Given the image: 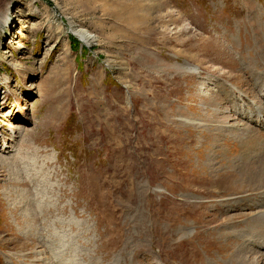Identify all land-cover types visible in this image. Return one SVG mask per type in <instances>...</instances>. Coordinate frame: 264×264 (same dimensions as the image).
I'll list each match as a JSON object with an SVG mask.
<instances>
[{
    "label": "rangeland",
    "instance_id": "1",
    "mask_svg": "<svg viewBox=\"0 0 264 264\" xmlns=\"http://www.w3.org/2000/svg\"><path fill=\"white\" fill-rule=\"evenodd\" d=\"M9 10L0 264L234 263L264 189L212 101L264 106V0H0Z\"/></svg>",
    "mask_w": 264,
    "mask_h": 264
},
{
    "label": "bare ground",
    "instance_id": "2",
    "mask_svg": "<svg viewBox=\"0 0 264 264\" xmlns=\"http://www.w3.org/2000/svg\"><path fill=\"white\" fill-rule=\"evenodd\" d=\"M10 14L11 12L9 10V13L7 11V12H4L2 15H0V29L1 28L3 29L11 25ZM77 35L79 34L77 33ZM79 36L82 39H84L85 43L87 42L86 41L87 37L85 35H79ZM180 69H183L184 71H186V73L197 72L196 67H193L187 64L183 67H180ZM261 90L262 91L259 90L261 92V97L264 98L263 89ZM219 99L217 101L213 100L212 103L214 104V107H213L214 111H216V113L219 114V117H220L219 120L221 121V118L223 120L224 119L226 120L223 128L226 129V131L227 129H229L230 131L228 132L230 133H238L239 135H242V137H240L241 139L238 137L239 141H241L240 143L242 145L243 151L241 152L240 159H239L241 161V165H238L237 167L241 168V173L247 176L248 180L251 179L250 182L253 184V186H256L255 188H259V190H263L264 189V143H263L264 142L263 141L264 140V106L258 105L256 101L255 102L251 101V105L249 109L247 111L243 110V112L241 113L242 115H239L237 113L232 114L230 113L231 112L230 108H227L225 106L226 107L225 109L221 104V100ZM261 101L263 100L259 99V102ZM203 109H204V106H203ZM244 115H248L250 118L255 120V123H254L255 127H253L251 131L249 130L250 132H248V130L246 131V125L241 120V118H243ZM180 121L182 123L192 124L194 126H202V125L204 126L205 124V122L201 123L200 121H195L189 117L182 118L180 119ZM231 121L235 123L232 124ZM218 123L219 122H217V124ZM256 131L257 133H260L258 135L257 134L255 135L257 136V138L251 136V133L253 134ZM6 148H9V147L7 146ZM256 151L258 152L254 154L253 152H256ZM248 159L254 162L252 163ZM248 185H251V184H248ZM241 188H243V185L241 186ZM247 226H249V228L246 230L247 233L250 232L252 234L251 235L252 237L250 238L251 243L248 242L250 246L248 247L244 244L242 245V248H240L241 247L240 246L239 247L240 250H238L236 254L234 255V263L232 260V264H235L236 261H239V264H260L261 260L259 261L258 259H252L247 256L246 251L248 248H249L250 254L264 258V254L263 253L261 254L260 252L261 250H264V203L263 204L258 203L256 205V212L253 214L251 222ZM245 236H246V238H244L245 240L249 239L246 233H245ZM260 240H263V242H261Z\"/></svg>",
    "mask_w": 264,
    "mask_h": 264
},
{
    "label": "water",
    "instance_id": "3",
    "mask_svg": "<svg viewBox=\"0 0 264 264\" xmlns=\"http://www.w3.org/2000/svg\"><path fill=\"white\" fill-rule=\"evenodd\" d=\"M73 34V33H72ZM74 35V34H73Z\"/></svg>",
    "mask_w": 264,
    "mask_h": 264
},
{
    "label": "trees",
    "instance_id": "4",
    "mask_svg": "<svg viewBox=\"0 0 264 264\" xmlns=\"http://www.w3.org/2000/svg\"><path fill=\"white\" fill-rule=\"evenodd\" d=\"M75 41V40H74Z\"/></svg>",
    "mask_w": 264,
    "mask_h": 264
}]
</instances>
